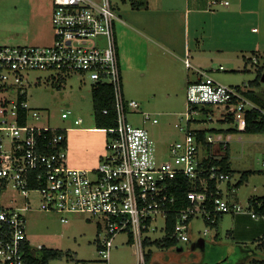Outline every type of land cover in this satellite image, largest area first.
Segmentation results:
<instances>
[{
  "label": "built area",
  "instance_id": "built-area-1",
  "mask_svg": "<svg viewBox=\"0 0 264 264\" xmlns=\"http://www.w3.org/2000/svg\"><path fill=\"white\" fill-rule=\"evenodd\" d=\"M219 3L228 5L229 0L211 1V5ZM53 5L51 44L0 45V264H30V256L44 247L35 246L27 234L28 211L37 209L58 214L64 223L73 216L96 222V247L107 262L117 235L125 233L126 243L136 247L137 264H148L147 255L158 241L189 242L195 219L202 218L207 234L225 213L249 212L258 217L250 207L224 195L220 185L232 175L220 165L206 162L220 157L212 149L214 138L207 134L206 141L212 143L208 151L198 137L202 129L190 128L200 114L211 120L209 114L216 109L226 113L223 119L232 116L236 127L244 130L247 111L257 107L246 90L212 77L189 82L187 122L175 124L183 136L169 144L167 158L159 159L146 125L158 123V117L124 95L116 35L120 18L112 0H53ZM185 63L192 66L188 57ZM34 71L52 72L58 82L77 74L92 89L100 84L111 86L116 125L100 128L108 134V154L97 167L69 164L66 132L71 128L30 122L41 118V110L30 107L23 87L26 75ZM22 95L26 99L20 100ZM132 112L141 114L139 125L129 121ZM71 113L63 112L62 117ZM82 121L78 117L74 123ZM183 179L189 188L181 205L177 192ZM212 181L217 183L215 191ZM10 189L23 194V207L17 196H11L12 204L4 201ZM31 193L39 197L37 209ZM152 232L158 235L151 236Z\"/></svg>",
  "mask_w": 264,
  "mask_h": 264
},
{
  "label": "rangeland",
  "instance_id": "rangeland-1",
  "mask_svg": "<svg viewBox=\"0 0 264 264\" xmlns=\"http://www.w3.org/2000/svg\"><path fill=\"white\" fill-rule=\"evenodd\" d=\"M38 1L43 8V16H37L42 19L41 30L36 27L34 19V1L0 0V45H44L53 42V0ZM229 1L231 4L228 6L209 4V9L218 12L214 15L211 13L210 19L217 18L215 22L224 28L219 29L216 24L208 32L206 46L220 49L206 53L203 66L208 68L207 74L210 77L221 83L242 87L244 84L249 85L253 90V99L264 105V0H253L258 7V14L248 15L240 23H236V18L225 19L226 16H219L221 11L238 10V0ZM112 2L117 14L120 12L123 15L125 10L131 9V0ZM171 31L178 37L181 34L176 28ZM159 32L160 27L157 31L160 36ZM181 40L184 42L183 37ZM191 40L194 44L193 33ZM194 54L198 55L196 52ZM253 56L256 60L250 59ZM221 65L223 69H220ZM122 68L125 97L137 100L141 110L152 112L159 119L158 123L147 122L146 125L151 132L157 158L165 159L169 144L183 136V132L175 126L176 123L184 126L187 122L186 82L183 78L189 74L197 79L196 68H188L180 56L161 54V51L149 59L145 70L129 69L125 65ZM259 71V84L255 85L253 81ZM53 75L46 71H34L26 75L23 87L27 91L29 105L41 110V118L30 122L55 128H71L66 132L69 160L78 161L74 165L77 167H97L101 158L108 154V134L100 129L96 121L91 84L77 74L60 82L53 80ZM244 89L249 90L247 87ZM68 110L72 113L63 118L62 113ZM200 115L198 120L190 122V128L207 129L208 135L215 140L212 148L214 154L229 156L232 176L221 184L224 195L232 202L250 207L258 217H253L249 212L225 213L219 225L209 228L207 234H204L206 225L202 218L195 219L191 223L189 242H178L169 248L154 244L149 252L148 264H264V214L250 206V198L264 195V133L240 130L234 121L222 118L226 116L223 110L211 111V120ZM78 117L83 121L76 125L74 121ZM128 119L138 125L142 122L139 112L129 113ZM220 142L229 147L225 149ZM201 155H205L204 150ZM247 171L252 173L238 184ZM11 196H17L19 207L24 206L23 194H16L10 189L4 197L7 204H12ZM30 198L37 209L39 197L31 193ZM97 231L96 222L83 217L73 216L69 222L64 223L56 213H45L38 209L28 211L27 234L32 243L62 251V255L50 260L49 264H137L136 247L126 243L125 233L117 235L110 260L105 261L96 247ZM157 235V232H152L151 236ZM200 239L205 241L208 251L206 246H201Z\"/></svg>",
  "mask_w": 264,
  "mask_h": 264
},
{
  "label": "crops",
  "instance_id": "crops-1",
  "mask_svg": "<svg viewBox=\"0 0 264 264\" xmlns=\"http://www.w3.org/2000/svg\"><path fill=\"white\" fill-rule=\"evenodd\" d=\"M33 1L34 15L36 16L34 19L35 22H37L36 27L41 30L43 26L42 19L37 16H43V8L40 6V1L32 0V2ZM211 1L212 0H146V6L144 7L137 9L131 3V9L125 10L123 15L119 12L118 16L120 20H118L116 24V35L121 70H123L122 67L124 65L129 67V69L145 70L149 59L152 56L155 57L161 51V54L171 53L174 54V56H180L184 63L185 59L187 57L189 58L192 64L191 67L194 66L196 68L195 77L197 79H193L188 74L187 78H183L186 85L191 81L201 78L205 79L204 76L210 77L207 74L208 68L203 66V56L209 52L219 51L220 48L216 49L214 47V49H212L207 47L205 42L206 36L208 32H211L216 27V24L219 25V29L224 28L223 25L215 22V19L218 21L217 18L212 17L210 19L212 15L218 13L213 12V9H209ZM252 1L253 0H238V10L221 11L219 16H226L225 19L236 18V23H240V21L246 20V16L258 14V12L256 13L258 7H256L255 2ZM230 4L229 1L228 5ZM206 17H209L211 20L209 25V19L205 20ZM224 17L221 18L223 19ZM227 25L228 24H226V26ZM158 27H160V36L157 35ZM174 28L181 32L179 37L171 31ZM253 28L256 29V27ZM192 33L194 35V44L191 40ZM1 34L2 32L0 30V36H2ZM181 37L184 38V42H182ZM2 39L7 40L8 38L3 37ZM194 52L198 55L194 54ZM191 57L193 60H191ZM253 57L250 59L256 60L255 57ZM221 66L220 69H223L224 67L221 68ZM244 87L253 91L247 84H244ZM68 162L70 165L74 166L78 161H70L68 158Z\"/></svg>",
  "mask_w": 264,
  "mask_h": 264
},
{
  "label": "trees",
  "instance_id": "trees-1",
  "mask_svg": "<svg viewBox=\"0 0 264 264\" xmlns=\"http://www.w3.org/2000/svg\"><path fill=\"white\" fill-rule=\"evenodd\" d=\"M132 4L135 8L139 9L141 7L146 6V0H131ZM259 77H260V71L256 77V79L253 81V84L258 85L259 84ZM253 91L247 90L245 91V94L252 99L257 107L251 110L247 111V125L244 130L245 132L249 133H264V105H260L257 101H255L252 97ZM92 97H93V103L95 108V118L98 124L100 125V128L103 127H110L116 125V112L114 108V95L113 91L110 85L107 84H100L96 85L92 89ZM26 99L25 95H22L20 97V100ZM104 109H108L109 112L107 114L103 113ZM207 111V110H205ZM230 121H233V117L227 118ZM213 130V129H212ZM208 134L207 129H202L198 132V137L204 145H206V149L209 151L212 143H208L206 141V137ZM222 146L224 143H221ZM229 146L226 145L225 149H227ZM206 162H211V164L220 165L221 169L225 172H229L232 175V170L230 169L229 165V156L223 155L220 157H213L210 160H206ZM252 173V171H247L243 174L242 180L238 183L241 184V182L248 178L249 174ZM180 188L177 192L180 196V204L185 203V192L189 188L188 181L186 179L180 180ZM217 183L215 181L211 182V189L216 190ZM250 206L254 207V209L258 212H261L264 214V195L262 196H255L253 198H250ZM222 216L219 217V220ZM174 224V219L170 221L169 228L172 229ZM218 226V225H217ZM158 243H162L161 246L163 247H171L177 244V241L175 239L166 238L164 242L158 241ZM62 255V251L59 249H53V248H46L43 247L37 251L35 255H31L29 259L30 264H49L50 260L58 258ZM150 255H147V258L149 259ZM261 261L260 263H262Z\"/></svg>",
  "mask_w": 264,
  "mask_h": 264
},
{
  "label": "water",
  "instance_id": "water-1",
  "mask_svg": "<svg viewBox=\"0 0 264 264\" xmlns=\"http://www.w3.org/2000/svg\"><path fill=\"white\" fill-rule=\"evenodd\" d=\"M217 148H218V146L216 147V151H217ZM200 244H201V246H205V241L203 239H200ZM204 264H209V263H204Z\"/></svg>",
  "mask_w": 264,
  "mask_h": 264
},
{
  "label": "flooded vegetation",
  "instance_id": "flooded-vegetation-1",
  "mask_svg": "<svg viewBox=\"0 0 264 264\" xmlns=\"http://www.w3.org/2000/svg\"><path fill=\"white\" fill-rule=\"evenodd\" d=\"M206 246V245H205ZM205 248H207V251H208V247L206 246Z\"/></svg>",
  "mask_w": 264,
  "mask_h": 264
}]
</instances>
